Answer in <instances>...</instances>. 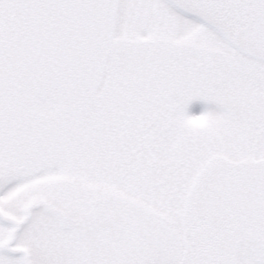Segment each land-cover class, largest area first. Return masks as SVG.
Wrapping results in <instances>:
<instances>
[{"label": "snow or ice", "instance_id": "6c2138e0", "mask_svg": "<svg viewBox=\"0 0 264 264\" xmlns=\"http://www.w3.org/2000/svg\"><path fill=\"white\" fill-rule=\"evenodd\" d=\"M0 264H264V0H0Z\"/></svg>", "mask_w": 264, "mask_h": 264}, {"label": "rangeland", "instance_id": "374dc122", "mask_svg": "<svg viewBox=\"0 0 264 264\" xmlns=\"http://www.w3.org/2000/svg\"><path fill=\"white\" fill-rule=\"evenodd\" d=\"M187 111L190 116H199L205 111L219 112L220 109L215 104H206L203 101H194L191 105H189Z\"/></svg>", "mask_w": 264, "mask_h": 264}, {"label": "clouds", "instance_id": "9594fccd", "mask_svg": "<svg viewBox=\"0 0 264 264\" xmlns=\"http://www.w3.org/2000/svg\"><path fill=\"white\" fill-rule=\"evenodd\" d=\"M203 114L199 115V116H193L192 117V126L193 127H203L207 124V120L206 119H202Z\"/></svg>", "mask_w": 264, "mask_h": 264}]
</instances>
